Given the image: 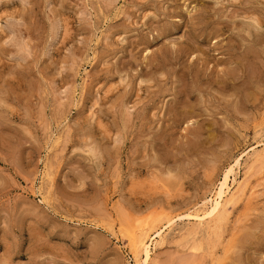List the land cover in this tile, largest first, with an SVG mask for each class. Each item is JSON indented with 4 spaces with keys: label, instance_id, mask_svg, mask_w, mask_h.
Returning a JSON list of instances; mask_svg holds the SVG:
<instances>
[{
    "label": "rangeland",
    "instance_id": "obj_1",
    "mask_svg": "<svg viewBox=\"0 0 264 264\" xmlns=\"http://www.w3.org/2000/svg\"><path fill=\"white\" fill-rule=\"evenodd\" d=\"M263 15L261 0H0V264H136L142 220L165 226L149 264H264ZM230 164L227 219L186 218Z\"/></svg>",
    "mask_w": 264,
    "mask_h": 264
},
{
    "label": "bare ground",
    "instance_id": "obj_2",
    "mask_svg": "<svg viewBox=\"0 0 264 264\" xmlns=\"http://www.w3.org/2000/svg\"><path fill=\"white\" fill-rule=\"evenodd\" d=\"M228 1H231V0H228ZM234 1V0H233ZM241 1V0H240ZM252 1V0H251ZM258 1H260V0H258ZM218 2H220V1H218ZM218 2H215V3H218ZM239 2V1H238ZM261 2H263V4H264V0H261ZM204 3V2H203ZM234 3V2H233ZM252 3V2H251ZM230 4H232V3H230ZM235 4V6H236V3H234ZM242 4V3H241ZM253 4V3H252ZM195 5V4H194ZM200 5H201V2H200ZM220 5V4H219ZM227 5H229V3L227 4ZM239 5V4H238ZM237 5V6H238ZM258 5H260V4H258ZM258 5H256V6H258ZM202 7L204 6L203 4L201 5ZM206 6V5H205ZM231 6V5H230ZM249 6V5H248ZM250 6H254V5H250ZM200 7V6H199ZM198 7V8H199ZM201 7V8H202ZM240 6H238V8H239ZM247 7V6H246ZM255 7V6H254ZM263 7V6H262ZM261 7V8H262ZM234 8V7H233ZM241 8V7H240ZM249 8V7H248ZM260 8V9H261ZM223 9V8H222ZM234 9H236V8H234ZM204 10V9H203ZM205 10H206V7H205ZM233 9H231L230 11H231V13L234 11H232ZM240 10V9H239ZM242 10H244V9H242ZM245 10H248V9H245ZM244 10V11H245ZM249 10H253V8L251 7V9H249ZM258 10V9H257ZM203 12H205V11H203ZM246 12V11H245ZM244 12V13H245ZM257 12V11H256ZM218 13V12H217ZM235 13V12H234ZM240 13V12H239ZM242 13V12H241ZM249 13V12H248ZM254 12H252V14H253ZM258 13H259V11H258ZM258 13H255L256 14V16H259L258 15ZM261 13V12H260ZM237 14V13H236ZM246 14V13H245ZM262 14V13H261ZM232 16V15H231ZM239 16V15H238ZM241 16H243L242 14H241ZM253 16V15H252ZM264 16V15H263ZM236 17V16H235ZM244 17H247V15H245ZM250 18H251V16H249ZM249 17H247L248 19H249ZM262 17V16H261ZM261 17H258V18H261ZM239 18V17H238ZM262 18H264V17H262ZM234 19V18H233ZM244 18H242V20H243ZM254 20L256 19V18H253ZM236 20V19H235ZM250 20V19H249ZM233 21V20H232ZM260 21H262V20H260ZM263 21H264V19H263ZM224 22V21H223ZM234 22V21H233ZM256 23H258V19H256V21H255ZM261 23V22H260ZM260 23H258V24H260ZM241 24V23H240ZM264 24V23H263ZM237 25V24H236ZM251 25V24H250ZM262 25V24H261ZM247 26V29L249 28V25H246ZM258 26H260V25H258ZM240 28V27H239ZM245 30H246V27H243ZM256 28V27H255ZM237 29V28H236ZM251 29V28H250ZM250 29H248V31L250 32ZM238 30V29H237ZM236 30V31H237ZM253 31V30H252ZM216 32V31H215ZM238 32V31H237ZM222 33V32H221ZM240 35H241V32L239 31L238 32ZM244 33H246L245 31H244ZM261 33V32H260ZM239 34H238V36H239ZM252 34H254V33H252ZM237 35V34H236ZM254 35H258V34H254ZM259 35H261V34H259ZM259 37V36H258ZM258 37H256V39L258 38ZM262 37H263V34H262ZM264 38V37H263ZM249 39V38H248ZM254 39V38H253ZM259 39V38H258ZM261 41L263 40V39H260ZM260 42V41H259ZM227 49H228V47H227ZM255 49V48H254ZM229 50V49H228ZM250 50V49H249ZM227 51V50H226ZM251 51V50H250ZM252 52H253V50H252ZM259 52V51H258ZM257 52V53H258ZM230 53V52H229ZM254 53H256V50H255V52H253V54ZM256 53V54H257ZM252 54V55H253ZM256 54H254V55H256ZM247 55V54H246ZM260 55V54H259ZM258 56V55H257ZM259 57V56H258ZM254 63V62H253ZM252 63V64H253ZM248 64V63H247ZM251 64V65H252ZM251 67V66H250ZM251 69V68H250ZM151 72V71H150ZM144 82V81H143ZM148 82V81H147ZM111 89V88H110ZM181 108V107H180ZM155 114V113H154ZM149 116V115H148ZM120 118V117H119ZM102 132V131H101ZM262 136V135H261ZM263 138V137H262ZM85 140H87V139H85ZM261 140V139H260ZM257 141H258V139H257ZM260 143V142H259ZM92 144V143H91ZM256 144H258V143H256ZM264 144V143H263ZM94 145V144H93ZM89 146H91V145H89ZM95 146V145H94ZM253 147V146H252ZM88 148V147H87ZM263 148V147H262ZM254 149V148H253ZM260 149V148H259ZM261 150V149H260ZM263 150V149H262ZM89 154H92V155H94V153H95V148L94 147H90L89 148ZM253 151V150H252ZM246 152V151H245ZM249 153H250V151H248ZM254 152V151H253ZM257 153L259 152V151H256ZM255 152V153H256ZM264 152V151H263ZM241 153H243V152H241ZM247 153V152H246ZM248 154V153H247ZM251 154V153H250ZM262 154H264V153H262ZM261 154V155H262ZM244 155V154H243ZM255 155V154H254ZM260 155V156H261ZM97 156V155H96ZM250 156V155H249ZM252 156H253V154H252ZM257 156V155H256ZM259 156V155H258ZM263 156V155H262ZM262 156H261V159H262ZM116 157V156H115ZM246 157V156H245ZM91 158H93V157H91ZM238 158V157H237ZM241 158V157H240ZM248 158V157H247ZM244 159V158H243ZM256 159V158H255ZM234 161H236V159L234 160ZM238 161V160H237ZM239 161H241V160H239ZM255 161V160H254ZM261 161V160H260ZM243 162H245V160L243 161ZM258 162V161H257ZM239 162H237V164H238ZM251 163H253V161L251 162ZM250 163V164H251ZM260 163V162H259ZM235 164V163H234ZM241 164H243V163H241ZM231 165V164H230ZM255 165H257V164H255ZM261 165V164H260ZM239 166V165H238ZM262 166V165H261ZM260 166V167H261ZM162 167V166H161ZM229 168H227L226 170H224L223 172L224 173H222V178H221V180L218 182V187H217V189H216V191L214 192V194H213V196L210 198L209 197V200H208V206H204V207H201V208H198V209H196V210H194L193 211V213H188L187 212V214H185V217L186 218H188V219H190V220H194V221H196L197 222V224L198 223H200V222H202V221H211V223H212V225L213 226H215V227H220V223L223 221V220H225V219H227V213H226V205L228 204V203H230L231 201H232V198H233V196L235 195L234 193L235 192H232L231 190H230V188H231V185H232V183L231 182H229V180H231L232 179V182H233V180L235 179V178H231L230 179V174H231V172H232V165L231 166H228ZM235 167V166H234ZM254 167H256V166H254ZM240 168V167H239ZM252 168V167H251ZM238 170V169H237ZM246 170V169H245ZM261 170V169H260ZM243 171V170H242ZM262 171V170H261ZM170 172V171H169ZM237 172V171H236ZM260 172V171H259ZM233 173V172H232ZM235 173V172H234ZM243 174V173H242ZM170 175V174H169ZM169 175H168V177H169ZM171 176V175H170ZM232 176V175H231ZM246 176V175H245ZM234 177V176H233ZM167 178V177H166ZM257 178V177H256ZM237 179V178H236ZM238 180V179H237ZM249 180V179H248ZM247 180V181H248ZM235 181V180H234ZM244 181V180H243ZM236 182V181H235ZM240 182V181H239ZM236 183H238V182H236ZM234 184V183H233ZM235 186V185H234ZM237 186V185H236ZM249 186V185H248ZM214 189V188H213ZM212 189V190H213ZM235 189V188H234ZM238 189H239V187H238ZM250 190H252V189H250ZM229 191H231V193H230V195H229ZM236 191V190H235ZM243 191V190H242ZM240 192H241V190H240ZM241 194V193H240ZM227 195H229V196H227ZM237 195H238V193H237ZM245 196V195H244ZM248 196V195H247ZM253 199V198H252ZM238 202V201H237ZM202 203V202H201ZM236 204V203H235ZM234 204V205H235ZM201 205V204H200ZM233 208V207H232ZM193 209V208H192ZM241 208H239V210H240ZM247 209V208H246ZM231 210V209H230ZM244 211V210H243ZM124 212V211H123ZM190 212H191V210H190ZM243 213V212H242ZM241 213V214H242ZM246 213H248V211L246 212ZM118 215V214H117ZM179 216V215H178ZM111 217V216H110ZM124 217V216H123ZM123 217H121L122 219H123ZM239 217V216H238ZM246 217V216H245ZM118 218V217H117ZM130 218V217H129ZM129 218L127 219V220H129ZM170 218V217H169ZM165 219V220H167V222H169L171 219ZM244 218V217H243ZM242 218V219H243ZM247 218V217H246ZM119 219V218H118ZM125 219V218H124ZM137 219V218H136ZM245 219V218H244ZM142 220V219H141ZM120 221V220H119ZM126 221V220H125ZM140 221V220H139ZM189 221V220H188ZM133 222V221H132ZM165 222V221H164ZM125 223V222H124ZM127 223H129V221H127ZM154 223V222H153ZM189 223V222H188ZM132 224V223H131ZM131 224H129V225H131ZM150 224H151V226H150ZM148 223V222H146V221H143L142 220V222H141V224H139L138 226H136V227H133V229L131 228L130 230H127L126 232V234H127V236H128V246H129V248H130V250H131V252H132V254H133V258H134V261H135V263L136 264H149V260H150V254L152 253L151 252V250H152V248H154V247H156V243H157V241H158V239H159V237H160V235H161V233L162 232H164L163 230L165 229V226L163 225V227H159L160 225L159 224H157L158 225V227L156 228V229H154V230H152L153 229V227L154 226H152V222L151 223ZM193 224V223H192ZM196 224V225H197ZM224 224V223H223ZM172 225V224H171ZM170 225V226H171ZM191 225V224H190ZM190 225H189V228H190ZM199 225V224H198ZM112 226V225H111ZM121 226V225H120ZM169 226V227H170ZM174 226H175V224H174ZM186 226V225H185ZM231 226V225H230ZM156 227V226H155ZM195 227V226H194ZM199 227V226H198ZM198 227H196V228H198ZM118 228V227H117ZM167 228H168V226H167ZM179 228V227H178ZM183 228V227H182ZM184 228H186V227H184ZM221 228H222V225H221ZM113 229V228H112ZM121 229V228H120ZM119 229V230H120ZM174 229V228H173ZM176 229V228H175ZM191 229V228H190ZM189 229V230H190ZM202 229V228H201ZM213 229V228H212ZM123 230V229H122ZM177 230V229H176ZM183 230V229H182ZM207 231V230H206ZM218 231V230H217ZM172 232H174V231H172ZM191 232V231H190ZM203 232V231H202ZM221 232V231H220ZM223 232V231H222ZM182 233V232H181ZM165 234V233H164ZM172 234V233H171ZM170 234V235H171ZM186 234V233H185ZM190 234V233H189ZM188 235V234H187ZM235 235V234H234ZM126 236V237H127ZM175 236H177V234L175 235ZM179 236H181L180 234H179ZM191 236V235H190ZM230 236V235H229ZM42 237V236H41ZM221 237V236H220ZM219 237V238H220ZM176 238V237H175ZM218 238V239H219ZM231 238V237H230ZM214 239V238H213ZM40 240V239H39ZM164 240V239H163ZM181 240V239H180ZM190 240V239H189ZM176 241V240H175ZM219 241V240H218ZM234 241V240H233ZM232 241V242H233ZM42 242V241H41ZM164 241H162V243H163ZM188 242V241H187ZM193 242V241H192ZM159 243H160V241H159ZM185 243V242H184ZM216 243V242H215ZM234 243V242H233ZM233 243H231L232 245H233ZM189 244V243H188ZM225 245V244H224ZM151 246H152V248H151ZM215 246H217L216 244H215ZM214 246V247H215ZM227 247V246H226ZM190 248H192V249H197L198 247H197V244L195 245H192V246H190ZM203 248V247H202ZM212 249V248H211ZM210 249V250H211ZM220 249H221V247H220ZM227 249V248H226ZM225 249V250H226ZM210 250H209V252H210ZM223 250H224V248H223ZM223 250H222V252H223ZM228 250V249H227ZM154 251V250H153ZM204 251V250H203ZM203 251H202V253H203ZM204 252H206V251H204ZM212 252V251H211ZM225 253V252H224ZM207 254V253H206ZM209 255V254H208ZM222 255V254H221ZM37 257V256H36ZM205 257V256H204ZM39 258V257H38ZM226 258V257H225ZM204 259V258H203Z\"/></svg>",
    "mask_w": 264,
    "mask_h": 264
}]
</instances>
